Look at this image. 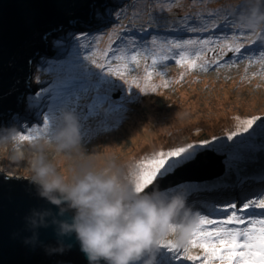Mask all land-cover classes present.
Listing matches in <instances>:
<instances>
[{
  "label": "rangeland",
  "instance_id": "1",
  "mask_svg": "<svg viewBox=\"0 0 264 264\" xmlns=\"http://www.w3.org/2000/svg\"><path fill=\"white\" fill-rule=\"evenodd\" d=\"M105 1L108 3L101 8L94 5L90 24L79 21L74 23L79 29L62 28L49 35L45 47L51 55L42 51L31 63L28 87L33 91L23 95V112H13L0 126L14 125L20 134L35 135L44 128L46 116L67 104L78 115L85 150L94 152L98 164L113 159L125 180H130L142 157L218 138L197 151L198 162L183 168L185 163L171 175L158 178L146 190L149 192L172 188L192 178L209 181L219 177L226 171L229 156L234 157L232 166L244 162L248 155L256 156L257 162L245 171L250 178L259 174L264 167V132L257 126L264 120L257 121L249 133L241 134L249 137L254 132L238 152L215 148L220 141L233 143L227 141V135L235 130L233 117H264V64L260 63L264 59V35L251 36L234 25L230 9L237 0ZM185 20L194 31L180 30ZM189 39L209 41L185 49L189 62L195 60L202 65L207 61V66L214 68L225 60L237 66H216L204 77L197 73L198 66L189 69L187 64L178 65L175 60L179 50L172 49L169 54L164 46L169 41ZM237 44L243 45L240 53L228 51L229 45ZM163 55H170L163 60L168 67L159 70L163 61L154 64L153 58L159 61ZM131 56L137 60L133 62ZM41 92L44 95L36 103ZM65 163L60 162L61 171ZM0 166L25 175L23 164L11 162L4 148H0ZM235 177L230 174V184ZM228 195L225 206L236 202L242 207L250 199L264 200V195L241 200L236 191ZM189 254L201 255L202 249L190 247ZM170 264L199 262L180 259Z\"/></svg>",
  "mask_w": 264,
  "mask_h": 264
},
{
  "label": "clouds",
  "instance_id": "2",
  "mask_svg": "<svg viewBox=\"0 0 264 264\" xmlns=\"http://www.w3.org/2000/svg\"><path fill=\"white\" fill-rule=\"evenodd\" d=\"M230 15L237 28L264 35V0H237ZM0 148L11 162L23 164L22 178L36 197L54 206L33 207L24 216L31 235L23 243L48 256L71 250L74 237L88 264H157L160 243L171 239L183 247L197 222L182 192H138L113 159L98 164L94 152L85 150L78 115L67 104L32 139H22L14 125L0 126ZM41 228L52 229L54 244L39 239Z\"/></svg>",
  "mask_w": 264,
  "mask_h": 264
},
{
  "label": "water",
  "instance_id": "3",
  "mask_svg": "<svg viewBox=\"0 0 264 264\" xmlns=\"http://www.w3.org/2000/svg\"><path fill=\"white\" fill-rule=\"evenodd\" d=\"M105 3L108 2L0 0V117L11 114L12 110L19 113V98L26 91H33L28 87L31 63L42 51L49 54L46 37L62 28L79 29L74 23H89L94 5L101 8ZM195 162H198L196 158L183 168ZM33 207L54 208L37 198L33 186L22 177L0 172V264H88L74 237L71 250L53 256L46 255L39 246L33 248L23 243V238L31 235L25 229L24 216ZM38 232L44 243H55L51 228H41Z\"/></svg>",
  "mask_w": 264,
  "mask_h": 264
},
{
  "label": "snow or ice",
  "instance_id": "4",
  "mask_svg": "<svg viewBox=\"0 0 264 264\" xmlns=\"http://www.w3.org/2000/svg\"><path fill=\"white\" fill-rule=\"evenodd\" d=\"M181 31H194V28L188 27V22L185 20L184 27ZM250 43L252 41H249ZM209 41L200 40H184L182 42L169 41L164 47L169 54L172 49L179 50L176 54L179 58L175 60L178 65L187 64L189 69L197 67L195 60L188 61L185 49L197 44L206 45ZM242 44H237L235 47L229 45L228 51L240 53ZM261 55L264 56V41L261 42ZM170 55H163L159 61L153 58V63L162 62L169 59ZM133 62L137 60L136 56L129 57ZM207 61L199 67H206ZM213 63H216L215 61ZM264 64V59L260 61ZM103 67V65H100ZM150 79V73L148 75ZM167 85L165 84V87ZM154 90V89H153ZM43 92L37 94L36 103L40 102ZM49 118H44V127L47 126ZM236 122L235 130L227 135V141H233L231 145L220 141L216 146V150L222 152L239 151L241 145L249 137H242L241 134L249 133L253 129L257 121L264 120V117L253 116L251 118L233 117ZM264 132V123L257 126ZM35 131V129H34ZM236 137H241L239 140H234ZM22 139H32L33 135H23ZM213 137L212 141L217 140ZM212 141H202L200 144H187L184 147H178L168 151H159L148 156L142 157L138 161L130 180L135 184L138 192L147 190L158 178H163L175 169L183 166L185 163L193 160L198 150H201L203 145H211ZM233 156H229L226 161V170L232 167ZM257 197L264 195V190L255 193ZM239 199V198H238ZM207 215H197V222L191 231L190 238L183 247H177L172 241H163L159 245V251L156 259L160 264H170L171 261L184 259L186 261H197L199 264H213L214 261H219V264H264V218L252 219L253 216L264 217V200L250 199L243 203L242 207L236 203H232L225 207H217L215 205L207 206L202 209ZM230 213V214H229ZM209 216H223L225 219H210ZM199 247L202 249L201 255L189 254V248Z\"/></svg>",
  "mask_w": 264,
  "mask_h": 264
},
{
  "label": "trees",
  "instance_id": "5",
  "mask_svg": "<svg viewBox=\"0 0 264 264\" xmlns=\"http://www.w3.org/2000/svg\"><path fill=\"white\" fill-rule=\"evenodd\" d=\"M256 158V156L248 155L246 158L244 157V162L241 161L238 165L232 166L229 171L226 170V173L223 172L219 177H215L209 181H198L192 178L167 189L182 192L186 197L188 208L193 213L207 215V212L202 211V209L211 205L221 208L224 207L225 205L223 204H226L224 199L230 197L229 195L227 196V193L231 194V192L236 191L237 197L242 200L244 198H251L255 193L261 191L260 188L264 185V167L259 171V174L251 178L246 172L248 170L245 168L252 167L257 162H255ZM231 173L236 176L231 182L232 184L228 180ZM225 191L226 193L223 194ZM234 201H236L235 198ZM228 202L232 201L229 200Z\"/></svg>",
  "mask_w": 264,
  "mask_h": 264
},
{
  "label": "bare ground",
  "instance_id": "6",
  "mask_svg": "<svg viewBox=\"0 0 264 264\" xmlns=\"http://www.w3.org/2000/svg\"><path fill=\"white\" fill-rule=\"evenodd\" d=\"M91 20V19H90ZM89 20V21H90ZM92 20H94L93 18H92ZM48 37H49V35H48ZM48 37H46V39L48 40ZM152 62V61H151ZM150 62V63H151ZM226 62V63H225ZM149 63V64H150ZM163 64H166V65H163ZM163 64H161V66L160 67H158L159 68V70H165L168 66V63H165L164 61H163ZM243 63H241L240 65H242ZM199 65L200 64H198V71H197V73L198 74H201L202 76H204L205 77V75H211L209 72H212V69H215L216 68V66H226V69H230V68H235L236 66H237V64L234 66V64H230L229 62H227V61H225V60H221L219 63H218V65H215V67L214 68H212L211 66H207L205 69H204V67H199ZM225 69V70H226ZM202 70V71H201ZM213 71H215V73L217 72L218 74H220V72L221 71H218V70H213ZM22 98H23V96H22ZM22 98H19L20 99V109H21V111L23 112V107L22 106H24L25 104H24V102H23V100H22ZM17 106V108H19V106L18 105H16ZM27 109H29L30 111H31V109L30 108H27ZM13 112H17V111H15V110H12L10 113L11 114H5V115H1V117H0V123H4V121H6V119H8L9 117H10V115H12V114H14ZM4 120V121H3ZM0 172H2V173H5L6 175H9V176H19V177H23V176H21V175H18V174H15V173H13V172H10L8 169H6V168H4V167H1L0 166Z\"/></svg>",
  "mask_w": 264,
  "mask_h": 264
}]
</instances>
